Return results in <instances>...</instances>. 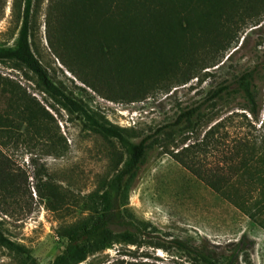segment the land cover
<instances>
[{
  "label": "rangeland",
  "instance_id": "374dc122",
  "mask_svg": "<svg viewBox=\"0 0 264 264\" xmlns=\"http://www.w3.org/2000/svg\"><path fill=\"white\" fill-rule=\"evenodd\" d=\"M19 1L0 0V48L16 44L21 23L14 5H25ZM53 1H34L33 50L53 81L89 113L125 128L134 141L147 139L145 158L129 182L128 205L155 228L156 244L167 246H139L117 238L77 264H204L174 247V238L220 262L264 264V227L246 211L242 202L248 196L240 190L238 199L226 198L174 157L192 137H202L210 124L232 112L247 115L234 119L243 122V130L253 129L248 120L260 128L264 0H224L220 34L208 27L220 19L216 15L180 26L173 23L184 15L172 12L143 15L127 28L120 22L122 14H110L106 2L86 16L59 21ZM64 30L79 60L109 67L110 75L101 76L87 65L88 78L99 89L79 80L51 47L49 38L62 37ZM206 34L215 36V44L206 43ZM187 41L198 44L192 63L181 59ZM255 64L261 66L255 82L259 103L263 96L258 122L241 108L247 104L242 92L207 101L213 90ZM0 76V111L7 98L12 102L5 109L8 119H0V222L4 234L26 248L36 264H50L67 244L58 229L89 215L86 195L116 172L125 152L117 139L92 129L82 113L44 92L28 69L3 62ZM203 102L196 133L187 124L166 127L182 110ZM0 264H21V257L0 245Z\"/></svg>",
  "mask_w": 264,
  "mask_h": 264
},
{
  "label": "trees",
  "instance_id": "16d2710c",
  "mask_svg": "<svg viewBox=\"0 0 264 264\" xmlns=\"http://www.w3.org/2000/svg\"><path fill=\"white\" fill-rule=\"evenodd\" d=\"M34 1L38 2L39 0H25L23 9L21 3H15L17 17L21 24L15 46L0 48V63L12 62L18 67L31 71L37 77L44 92L71 110L82 113L92 129L105 137L117 139L125 152V158L119 162L120 166L116 172L109 179L100 182L95 190L86 195L89 215L58 229V233L67 239V244L62 253L58 254L50 264H77L85 259L88 252L103 248L117 238H123L139 246L153 244L167 249L164 244H156L158 236L155 234V228H152L148 222L137 218L128 205L129 182L145 158L147 139L143 138L140 141L130 139L125 133V128L110 124L89 113L83 104L67 94L53 81L32 46L35 6H38ZM105 2L109 7L110 14H122L120 22L124 23L127 28L132 27L143 15L172 12L180 16L184 15V19L178 20V24L173 23L180 26L183 24L192 25V20H197L199 17L211 18L216 15L220 19L208 27L216 28L218 34L222 29L220 27L222 24L221 15L226 13L224 7L227 6L224 0H54L53 7L55 8V4H57L59 21H64L68 17L86 16L95 7H99ZM171 27L173 26L168 28ZM214 37L211 34H206V43L215 44ZM126 38L128 37H123V39ZM49 41L61 62L79 80L94 90L99 88L93 82L94 80L91 81L88 78L90 74L87 65L91 66L96 74L110 75L107 72L109 67L106 70L105 64L86 63V61L84 63L79 60L74 53V46L69 39L67 30L63 31L62 37L55 36L53 39L49 38ZM197 46L198 44L185 42L181 49V59L192 63L197 56ZM262 65H264V61ZM261 66L255 64L252 68L239 74L232 83L220 85L209 94L207 101L223 99L226 95L242 92L247 104L241 108L246 109L253 120L258 122L263 109V96L260 97L259 103L255 82L259 77ZM105 72H107L106 75H104ZM194 75L196 73L191 74L190 77L192 78ZM2 78L0 76V81ZM1 90L2 86L0 85ZM204 105L205 102L182 110L177 119L166 127L174 128L187 124L190 133H196L198 129L196 122L198 123L204 116ZM9 106H12V102L10 98H7L5 109ZM5 109L0 111V119H8ZM236 116L247 118L245 112H232L222 117L214 124H210L202 137H192L193 139L186 146H182L175 152L174 157L192 174L230 200L238 199L239 192L242 190L248 196V200L242 202L245 204L246 211L250 217L259 219V223L264 227V118L260 128H256L253 121L248 120L253 129L245 131L243 127L246 126L242 121L238 120L240 123H234ZM211 155H216L218 160L211 161L209 159ZM171 243L178 250L194 255L204 264H232L233 262L232 259L228 262H220L197 246L180 238H174ZM0 245L20 256L21 264H36L35 258L26 248L4 234L1 222ZM128 264L148 263L136 261Z\"/></svg>",
  "mask_w": 264,
  "mask_h": 264
}]
</instances>
